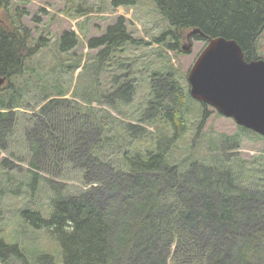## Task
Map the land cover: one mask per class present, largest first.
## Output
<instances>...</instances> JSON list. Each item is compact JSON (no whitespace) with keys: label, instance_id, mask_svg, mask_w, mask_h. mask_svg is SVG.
<instances>
[{"label":"trees","instance_id":"trees-1","mask_svg":"<svg viewBox=\"0 0 264 264\" xmlns=\"http://www.w3.org/2000/svg\"><path fill=\"white\" fill-rule=\"evenodd\" d=\"M153 1L167 24L154 41L164 43L166 50L179 48L196 27L205 36L195 38H232L246 60L257 58L264 0ZM110 2L133 5L136 0ZM8 4L0 0V77H5L0 85V150L11 155L1 159V167L15 166L10 136L19 121L14 109L23 100L19 78L48 43L43 35L33 36L19 12L4 18L1 10L8 11ZM136 43L119 17L104 34L88 41V47L100 48L88 64L92 82L83 85L80 96L73 95L79 100L63 97V90L56 97L45 95L48 100L33 115L36 124L25 134L30 148L25 183L28 187L31 177L35 185L47 181L52 211L44 217L27 207L22 210L24 224L58 242L63 264H167L168 259L169 264H264V155L222 160L219 146L236 138L224 134L209 140L219 151L211 154L214 161L203 158L184 165L187 158L174 160V149L187 129V103L193 98L169 59L146 65L154 70L147 75V98L136 120L112 114L133 100L136 58L127 62L120 54L126 44ZM76 45V33L66 30L58 51ZM126 63L128 71L109 75L113 86L101 94L99 71ZM94 99L105 107L96 108ZM75 169L80 186L66 180ZM10 190L17 194L21 185ZM1 232L0 264H42L41 259L52 257L38 247L37 237L35 244L21 232L20 240L9 243ZM28 244L35 245L28 249Z\"/></svg>","mask_w":264,"mask_h":264},{"label":"rangeland","instance_id":"rangeland-1","mask_svg":"<svg viewBox=\"0 0 264 264\" xmlns=\"http://www.w3.org/2000/svg\"><path fill=\"white\" fill-rule=\"evenodd\" d=\"M154 4L153 0H136L133 5L120 4L117 6L112 5L110 0H9V10H1V15L6 19L19 12L18 18L30 27L36 39L43 35L48 40L47 45L27 62L30 70L19 78V89L23 100L20 102V106L14 109L19 120L18 129L16 128L10 136L12 151L14 150L16 156L18 154L19 156L12 158L14 167H1L0 165V189L3 191L0 192L1 234L9 243L20 240L21 232H23L24 238H30V241L35 244L37 242L35 237H37L40 243L38 247L52 255L49 259H41L45 262L42 264H63L62 252L54 238L46 235L42 229L31 232L22 219V210L27 207L40 212L44 217H49L52 211V205L49 202L52 191L47 181L41 179L35 185L31 177L29 188L25 183L30 175L28 171L30 156L27 155L30 148L25 135L26 130L36 124V118L33 115L36 116L39 108L48 100L45 95L56 97L59 94L57 92L63 90L61 92L63 97L79 100L73 95L80 96L83 85L92 82L89 78L91 71L88 69V64L91 62L92 55L100 48L88 47V41L92 37L104 34L107 27L114 24L119 17L124 19L126 32L138 41L136 44H126L120 54L122 58H126L127 62L136 58L131 75L137 77L138 80L132 102L119 107V111L111 110L112 114L124 120H136L138 110L147 98V83L149 86L150 82L147 75L154 70L152 67H145L152 61L155 65L156 61L159 64L161 60L169 59L187 85V73L207 41L193 36L189 41L186 39L180 41L179 48L173 50H166L164 43L157 44L154 38L166 29L167 24ZM66 30H73L76 33L77 45L65 52H59V38ZM185 43H191L188 51L181 47ZM160 54L163 56L159 57ZM255 54L257 58L264 59V29L256 40ZM76 63L79 65L78 67H74ZM70 64L72 65L69 66ZM127 64L121 67L110 64L106 70L103 68L99 71L98 84H100L101 94H106L113 86L112 78L109 75L125 73L128 71ZM102 99L104 98L102 97ZM196 101L189 99L187 103L190 104L186 112L187 129L174 149L175 161L187 158L183 160L184 165L188 160L208 161L209 159V161H214L211 154H218L219 151L213 150V146H209V140L224 134L234 135L236 138L219 146L221 151L224 150L222 160H233L235 157L251 160L260 154L264 155V136L238 125L233 118L222 115L216 108L207 104L202 105ZM93 105L96 108L105 107V105L97 104L95 99ZM205 112L206 116L202 118ZM147 127L153 130L152 126ZM140 144L144 147L143 142ZM10 155V150H0V163L2 158ZM70 165L73 166V164ZM10 168H14V170H10ZM10 174H13L14 178L8 180ZM66 180L75 185H82L79 182V173L76 172V169L68 173ZM18 184L21 185L20 192L12 194L10 189L15 188ZM34 185L36 188L32 193ZM35 244H28L26 247L30 249ZM170 260L168 259L167 264Z\"/></svg>","mask_w":264,"mask_h":264},{"label":"water","instance_id":"water-1","mask_svg":"<svg viewBox=\"0 0 264 264\" xmlns=\"http://www.w3.org/2000/svg\"><path fill=\"white\" fill-rule=\"evenodd\" d=\"M205 36L199 28L186 33ZM206 45L187 73L190 96L222 115L264 136V59L246 60L239 43L223 36H206ZM191 43L182 44L189 50ZM5 77H0V85Z\"/></svg>","mask_w":264,"mask_h":264},{"label":"flooded vegetation","instance_id":"flooded-vegetation-1","mask_svg":"<svg viewBox=\"0 0 264 264\" xmlns=\"http://www.w3.org/2000/svg\"><path fill=\"white\" fill-rule=\"evenodd\" d=\"M185 39H186V35H185Z\"/></svg>","mask_w":264,"mask_h":264}]
</instances>
